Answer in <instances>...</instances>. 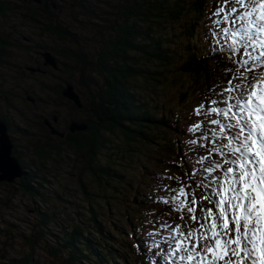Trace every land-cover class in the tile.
Returning <instances> with one entry per match:
<instances>
[{"label": "trees", "instance_id": "16d2710c", "mask_svg": "<svg viewBox=\"0 0 264 264\" xmlns=\"http://www.w3.org/2000/svg\"><path fill=\"white\" fill-rule=\"evenodd\" d=\"M17 1L22 4L23 11L26 7V13L22 12L21 17L26 14L32 20H39L43 29L56 39L75 45L74 34L67 24L62 25L61 17L57 16L59 6L54 0H26L28 6L24 5V0ZM68 1L70 9L65 12L70 18L77 21L78 17L86 16L89 22H94L90 20L96 16L94 11L84 7L87 0ZM205 1L120 0L119 5L115 6V15L107 18L105 33L95 29L99 38L96 40L98 47L93 57H89L77 46H74V51L68 49L66 54L39 46L40 52L48 51L51 55L55 53L61 59L73 62L74 67L70 68V65L55 60L59 64L52 70L62 73L64 85L74 78L76 92L80 95V108L60 95L64 85L50 87L56 97L81 113L80 118L71 120L82 124L84 129L70 133L65 125L61 130L62 137H58L50 135L49 130L39 122L46 134L45 139L51 138L53 142L44 140L31 143L34 158L51 163L53 156L66 147L86 159L91 175H105L109 180L120 177L111 162V154H116L115 159L124 163L136 162L141 156L137 150L138 143L174 153L177 159L180 153L181 158V152L175 150L177 141L166 134H177L179 123L173 117L166 116L161 106L152 102L149 96H145L135 86L139 79L152 85H160L165 81L170 85H180L184 78H192L190 90H200L223 78L222 69L230 67L228 63H221L226 57L218 56L210 48L204 49L197 44V23ZM87 6L90 7L89 4ZM38 9L44 15L42 19L37 15ZM13 14L14 10L11 11L8 2L0 0V22L7 23ZM182 17L186 20L180 21L181 26L178 27L175 21ZM11 26L8 38L17 41L21 32ZM171 26L177 28V45L173 44L170 37ZM17 46L19 44L16 42L0 39V62L3 61L2 56H6V50ZM156 67L161 68L160 71H156ZM73 68L76 75L71 71ZM155 73L157 76H153ZM0 122L9 134V121L0 116ZM9 140L12 143L10 136ZM14 153L12 143L10 154L16 159L21 171L16 178L18 187L21 193L35 200L37 205L33 203L31 208L34 220L28 234L20 236L27 250L18 258L0 257V264H40L33 259L32 250L35 247L44 249L59 264H157L158 258L145 251V245L137 234L138 230L134 231L131 221L126 219L124 226L128 229L123 230L115 228L111 221L104 223L100 219V212L90 197L92 193L87 191L82 182L79 184V193L84 203L78 211L70 212L67 216L63 210L66 202L62 197H57L59 203H64L59 210L47 206V198L53 196L51 190L44 189V185L49 184L45 177L47 174L38 172L40 169L34 161L29 165L34 169H30ZM101 155L108 159L104 164L98 163ZM0 183L9 182L2 179ZM134 193L137 200L143 197L142 193ZM133 201H136L135 196L131 199ZM112 230L122 236L121 243H112ZM117 244L120 246L117 247Z\"/></svg>", "mask_w": 264, "mask_h": 264}, {"label": "rangeland", "instance_id": "374dc122", "mask_svg": "<svg viewBox=\"0 0 264 264\" xmlns=\"http://www.w3.org/2000/svg\"><path fill=\"white\" fill-rule=\"evenodd\" d=\"M6 1L11 11L14 10V14L7 23L0 22V35L6 37L5 33H8L10 25H12L11 27L15 26L16 31L21 32L19 38H16L17 41L10 40L19 46L10 47L6 50L4 52L6 56H3L4 60L2 59L3 61L0 62V116L9 121L10 131L8 135L12 139L14 154H17L19 160L26 166L34 161L40 169L38 172L47 174L45 177L49 184H45L44 189L51 190L53 193L52 197L47 198V206L59 210L64 203H59L57 197H62V200L66 202V208L63 210L67 216L70 212L78 211L80 205L84 203V199L79 193V184L82 182L87 191L92 193L90 194V197L93 198L92 203L98 208L100 219L104 223L111 221L115 224V228L124 230L128 229L124 226L126 219H128L132 222L134 231L138 230L139 238L145 241L148 237L144 234V229L148 228V220L152 218V213L160 214L166 211L165 206L148 198L155 194L153 185L156 175L167 170L175 176H183L184 167H191V164L188 163L189 158H194L197 155L194 146L188 144L187 141L197 138L199 134L189 133L186 129L195 119V117L190 118L192 109L201 102L208 88L190 90L192 78H184L180 85H170L168 81L160 85L157 83L152 85L151 83L146 84L140 79L136 82V89L145 96H149L152 102H156L162 107L166 116L173 117L179 123L177 134H166L169 138H175L177 141L175 150L178 149L181 152L182 156L180 158L179 153V158H183V165L179 158H175L174 153L139 143L137 150L141 156H139L138 161L131 164L121 162L120 159L116 160V154H111V162L115 165L113 168L120 175L119 178L114 177L112 180L107 179L105 175H91L87 169L86 159L66 147L64 150L62 149L61 153L53 156L51 163L36 160L31 153V143L44 140L53 142L51 138L45 139L46 134L44 129L39 126V122L46 127L43 121L46 120L49 125L61 132L65 125L68 126L70 122H74L71 120L72 118H80L81 114L74 111L63 99L56 97L52 91L50 86L64 85L61 78L63 75L60 71H54L42 65V60L38 55L41 50L38 47L44 46L66 54L69 52L68 49L74 51V46H77L89 57H93L98 47L96 40L99 38L95 29H100L105 33L104 29L108 24L107 18L110 19L115 15V6L119 5L120 0L85 1L86 6L84 7L89 11H94V15L99 17L96 18L95 16L90 19L94 22H89L86 16L78 17L77 21L73 20L65 12V10L70 9L69 1L54 0L59 6L57 16L61 17L62 25L67 24L74 34L75 45L56 39L43 29L39 20H32L26 14L21 17L22 12L26 13V7L23 11L22 4L17 0ZM215 2L216 0L205 1V7L197 23L199 36L197 44L204 49L210 48L205 39L208 35L206 25L210 23V11ZM88 4L90 7L87 6ZM24 5L28 6L26 0H24ZM38 12V17L42 19L43 13L39 9ZM202 17L204 18L201 19ZM183 20L186 19L182 17L175 21V24L180 27V21ZM165 28L167 29V27ZM176 29V26H171L169 29L174 45H177ZM99 34L102 37L101 32ZM52 56L54 60L62 61L67 66L70 65V68L74 67L71 60L61 59L55 53H52ZM58 62H56V66L59 64ZM149 67L153 70L152 66ZM28 68L37 70L30 71ZM155 69L160 71L161 68L156 67ZM71 71L75 74L74 68ZM157 73L153 76H157ZM69 84L73 86V89L75 88L76 92L74 78L69 80ZM186 86L187 88L184 90ZM78 96H80L79 93ZM51 112H55L54 115L50 116ZM201 143L204 142L201 141ZM199 152L204 153V148H200ZM107 160L104 155H101L98 163L104 164ZM39 163L43 165L39 166ZM118 163H121L122 166H117L120 165ZM29 167L30 169L33 168L32 166ZM12 181L6 184L0 183V257L3 256L6 259L18 258L27 250V245L21 237L28 234L32 220H34L31 208L33 203L37 205L35 200L21 193L16 178ZM173 186L176 187L177 185ZM134 191L142 193L143 197L139 198L141 202L137 200ZM134 196L136 201L131 202ZM76 213L78 214V212ZM176 215V213H172V217ZM126 233L129 234L127 231ZM111 235L113 237L112 243H121L122 236L120 234L112 230ZM116 246L119 247L120 245L117 244ZM32 252L34 261L40 264H59V261L48 256L44 249L35 247ZM157 258L158 260L161 259L160 257Z\"/></svg>", "mask_w": 264, "mask_h": 264}, {"label": "snow or ice", "instance_id": "6c2138e0", "mask_svg": "<svg viewBox=\"0 0 264 264\" xmlns=\"http://www.w3.org/2000/svg\"><path fill=\"white\" fill-rule=\"evenodd\" d=\"M209 20L210 51L230 67L190 113L191 167L156 175L148 198L166 211L142 243L157 264H264V0H216Z\"/></svg>", "mask_w": 264, "mask_h": 264}, {"label": "water", "instance_id": "95a60500", "mask_svg": "<svg viewBox=\"0 0 264 264\" xmlns=\"http://www.w3.org/2000/svg\"><path fill=\"white\" fill-rule=\"evenodd\" d=\"M39 55L41 57L43 66L50 67L51 69H56V62L54 60V57L48 51H42ZM28 70L36 71L37 69L28 68ZM60 95L64 99L70 101L76 108H80V97L78 96V93L75 92L71 84H65L60 91ZM43 121L51 135L62 137V132H58L55 128H53V126L49 125L46 120ZM83 129L84 126L76 122H70L67 126V130L70 133ZM11 148L12 143L9 140V135L6 132V127L2 122H0V180L3 179L7 182H11L21 174L20 167L18 166L16 159L10 154ZM8 168L10 173H8Z\"/></svg>", "mask_w": 264, "mask_h": 264}, {"label": "flooded vegetation", "instance_id": "af4514ba", "mask_svg": "<svg viewBox=\"0 0 264 264\" xmlns=\"http://www.w3.org/2000/svg\"><path fill=\"white\" fill-rule=\"evenodd\" d=\"M5 34H6V37L3 36V35H0V39H1V40H5L6 42H7V41H10V39L8 38L9 33H5ZM2 59H3V56H2ZM3 60H4V59H3Z\"/></svg>", "mask_w": 264, "mask_h": 264}, {"label": "bare ground", "instance_id": "6f19581e", "mask_svg": "<svg viewBox=\"0 0 264 264\" xmlns=\"http://www.w3.org/2000/svg\"><path fill=\"white\" fill-rule=\"evenodd\" d=\"M5 172H6V171H5ZM8 173H10V172H9V168H8ZM4 175H5V174H4Z\"/></svg>", "mask_w": 264, "mask_h": 264}]
</instances>
